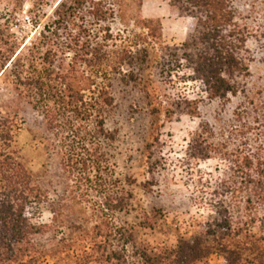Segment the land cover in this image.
Segmentation results:
<instances>
[{"label":"trees","instance_id":"trees-1","mask_svg":"<svg viewBox=\"0 0 264 264\" xmlns=\"http://www.w3.org/2000/svg\"><path fill=\"white\" fill-rule=\"evenodd\" d=\"M7 1L13 9L31 3L36 25L48 20L39 45L23 57V94L41 110L73 190H83L96 200L92 206L99 221L73 245H66L71 250L63 254L71 264H193L213 254L221 255L226 264H264V240L248 229L257 212L264 210V99L238 82L250 74L248 42L254 34L233 1L165 0L172 17L188 20L189 38L178 51L203 93L213 102L227 103L240 95L247 102L234 113L236 125L231 128L244 140V148L230 153L220 145L225 151L219 154L229 163L232 177L228 195L213 205L219 218L204 234L179 241L175 248L140 247L133 229L111 228L110 215L125 211L129 199L113 190L104 151L116 137L106 127L105 109L113 106L114 99L103 83L111 74L124 75V68L129 69V79L137 80L150 62V47L162 46L161 20L140 16L134 21L140 34L128 31L116 37L107 24L122 15L131 0H62L48 18L43 13L46 0ZM254 38L264 40V32ZM11 60L2 61L1 68ZM250 134L256 136L250 141L253 145L245 143ZM210 135L204 131L196 140L200 156L213 145ZM44 206L53 215L51 224L35 225L33 220ZM56 206L16 151L14 130L0 121V264L39 263L44 253L37 250L35 238L58 233ZM235 208L247 212L241 223L247 229L236 227L231 212ZM112 240L117 245L110 250ZM57 256L49 255L59 261Z\"/></svg>","mask_w":264,"mask_h":264},{"label":"rangeland","instance_id":"rangeland-1","mask_svg":"<svg viewBox=\"0 0 264 264\" xmlns=\"http://www.w3.org/2000/svg\"><path fill=\"white\" fill-rule=\"evenodd\" d=\"M60 1L46 0L43 13L47 18ZM232 1L254 37L264 32V0ZM129 2L122 15L107 24L116 37L128 31L140 34L134 24L140 16L181 19L171 16L165 0ZM34 10L31 3L13 9L7 0H0V121L14 130L16 151L50 201L58 204V233L51 231L35 238L37 250L44 253L38 264H71L68 254H63L71 250L66 245H73L85 229L96 225L99 214L93 211L95 199L83 190H73L41 110L30 105V98L23 94V57L39 45L48 22L43 18L36 25L30 14ZM187 24V19L165 24L162 46L150 47V62L136 81L129 79V69L124 68V75L111 74L103 83L114 99L104 114L107 129L116 137L114 143L104 145L109 176L113 190L129 199L125 211L110 215L111 228L133 229L140 247L175 248L179 241L204 234L208 224L219 218L214 206L231 187L230 165L219 154L225 151L220 145L228 147L230 153L244 148V140L231 128L236 125L234 113L247 102L243 95L227 103L213 102L203 93L178 51L189 38ZM254 37L248 42L250 74L238 82L264 99V40ZM9 57L12 60L2 69ZM70 59L68 56L67 62ZM204 131L211 133L213 145L205 147L204 156H200L196 140ZM255 138L250 134L245 143L252 144ZM240 196L246 199V194ZM231 212L236 227L247 229L241 225L247 212L236 208ZM255 217L249 232L264 240V210ZM52 219L49 207L44 206L33 223L50 225ZM116 245L112 240L110 250ZM54 253L59 254L60 262L49 257ZM193 264L226 263L221 255L213 254Z\"/></svg>","mask_w":264,"mask_h":264},{"label":"crops","instance_id":"crops-1","mask_svg":"<svg viewBox=\"0 0 264 264\" xmlns=\"http://www.w3.org/2000/svg\"><path fill=\"white\" fill-rule=\"evenodd\" d=\"M154 18H156V19H160L161 20V22H162V25H163V28L165 27V24L167 23V24H174L175 22L177 23V22H182V20L183 19H173V18H171V17H168V19H165V18H161V17H154Z\"/></svg>","mask_w":264,"mask_h":264}]
</instances>
